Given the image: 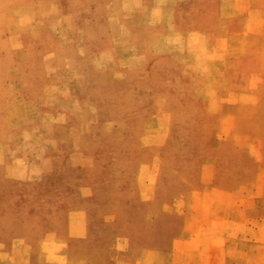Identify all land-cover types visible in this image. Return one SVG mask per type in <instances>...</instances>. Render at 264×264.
Instances as JSON below:
<instances>
[{
  "label": "rangeland",
  "instance_id": "1",
  "mask_svg": "<svg viewBox=\"0 0 264 264\" xmlns=\"http://www.w3.org/2000/svg\"><path fill=\"white\" fill-rule=\"evenodd\" d=\"M0 264H264V0H0Z\"/></svg>",
  "mask_w": 264,
  "mask_h": 264
}]
</instances>
